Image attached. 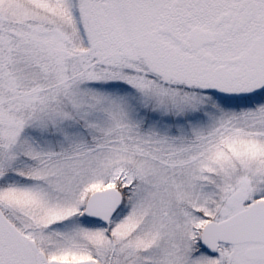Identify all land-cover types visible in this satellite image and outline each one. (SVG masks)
Wrapping results in <instances>:
<instances>
[{
    "label": "snow or ice",
    "instance_id": "6c2138e0",
    "mask_svg": "<svg viewBox=\"0 0 264 264\" xmlns=\"http://www.w3.org/2000/svg\"><path fill=\"white\" fill-rule=\"evenodd\" d=\"M0 264H264V0H0Z\"/></svg>",
    "mask_w": 264,
    "mask_h": 264
}]
</instances>
